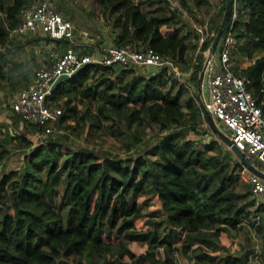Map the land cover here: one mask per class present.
Segmentation results:
<instances>
[{"label":"trees","instance_id":"trees-1","mask_svg":"<svg viewBox=\"0 0 264 264\" xmlns=\"http://www.w3.org/2000/svg\"><path fill=\"white\" fill-rule=\"evenodd\" d=\"M221 1L222 17L225 0ZM26 2L6 4L0 0V46L7 44L10 30L18 23L19 9ZM158 2H162L161 8L147 13L138 0H93V11L111 25L110 44L151 47L168 55L182 71L188 68V42L175 32L165 33L163 28L174 22V11H162L168 8V0ZM232 3L223 32L232 23ZM238 4L235 37L250 39L262 55L235 72L246 78L247 89L261 103L264 0H238ZM242 8L249 11L247 19L242 17ZM218 27L215 14L210 29L217 31ZM212 37L204 41V49ZM202 56L200 53L198 60ZM199 66L200 61L191 66L189 81L195 85ZM99 69L102 73L88 81L90 71ZM145 70L117 63H88L75 77L53 88L51 102L66 94L57 130L72 127L63 122L76 114L90 129L101 128L110 120L116 124V132L129 134L132 145L124 156L83 143L67 145L64 154L60 139L51 138L55 131L45 142L28 143L29 153H24L20 165L0 174V264H179V254L188 257V264H249L245 252L231 251L219 238L221 232L237 227L250 215L264 222V204H256L254 199L251 204L242 203L233 194V174L248 177L249 171L237 157L209 152L225 145L220 139L195 140L190 132L200 134L196 122L189 125L190 116L179 95L163 89L169 81L165 70ZM106 71L109 79L104 81ZM5 73L0 56V79ZM76 83L80 85L76 87ZM261 105L264 113V103ZM12 114L27 128L40 130L39 125ZM151 123L159 127L157 140L145 141L154 149L153 156L131 147L143 142L139 131L143 133ZM132 126L139 131H132ZM145 194L159 202L156 213L142 209L138 197ZM55 195H59L58 207ZM139 218H144L145 229L135 225ZM135 240L147 242L144 251L137 253L131 248ZM219 258L221 263H217Z\"/></svg>","mask_w":264,"mask_h":264},{"label":"rangeland","instance_id":"rangeland-1","mask_svg":"<svg viewBox=\"0 0 264 264\" xmlns=\"http://www.w3.org/2000/svg\"><path fill=\"white\" fill-rule=\"evenodd\" d=\"M4 1L6 4L13 3V0ZM32 1L34 0H27L26 3L29 4ZM53 1L58 5L63 16L72 20L75 24L76 36L79 41H82V38L79 37V35L83 32L88 39V45H93L90 48L96 47L97 50H99V47H105L112 43V27L102 16L93 11V0ZM148 2V0H142L141 3ZM168 2V8H164L162 11L168 12V9L174 11V22L171 26V28H173L172 32L174 31L177 35L183 37L188 42L189 50L187 55L189 62L186 66L188 68H183L182 71L180 70V78H178V76L169 78V81L163 89L164 91L178 94L183 110L188 117L190 116L188 119V123H190L189 125L196 122L200 134H192L193 132H190V135H192V137L198 142H207V140H213L218 137L212 132L211 128H209V124L196 97L195 88L197 89V87H195V81H189V77L193 70L191 66H194L198 61L201 62V59L207 50L203 48L204 41L209 39V37L216 32L215 30L210 29L212 17L215 14L218 17V24H220L222 17L220 16L219 10L223 4L221 0H168ZM154 4L156 5L155 8L159 9L161 8L162 2ZM144 6L146 5L144 4ZM240 8L241 6L239 5V9ZM148 11V13H150L151 11H154V8L150 10L148 7ZM241 13L243 19L248 18V9L242 8ZM41 41L42 37L38 35L31 37L27 35L12 36L9 37L5 46H0V56L6 69L5 77L0 79V174L3 173V171H8L11 168L19 166L24 153H29L27 147L28 143H36V131L33 128H27L21 119L12 114L10 103L17 92L32 81L36 69L46 63V49L39 47ZM36 49L40 50V55L35 54ZM256 49L257 48L252 45L251 40H248L247 38H244L241 42L235 43L231 54V61L234 70L237 71L240 68V64L245 61L246 57H248V54L253 53ZM200 53H203V56L198 60L197 56ZM140 69L143 70V68ZM145 71H147V69ZM101 73V69L98 71H90L88 81L95 79ZM105 73L104 81H107V79H109V74L107 71ZM71 77H75V74ZM113 77L114 75H111V78ZM75 85L78 87L80 84L76 83ZM202 98L205 99L204 94ZM65 99L66 94H64L62 98H59V101L55 103L62 108L61 104ZM81 111L82 106L78 104L77 113H80ZM76 116L77 114L75 116H68L67 121L63 122V125L70 123L72 127L65 129L62 126V128L58 130L55 127V132L51 136V138L57 137L60 139V142L63 144L61 150L64 154L67 153V145L76 147L77 144L79 145L82 143L89 145L91 148L101 150L102 152H112L123 156L129 153L127 147L132 143L129 134L127 132H116L115 130L117 129V126L115 123L108 120L105 121L101 128L90 129L86 123L79 121ZM193 117H195V119H192ZM143 129L144 132L142 133L138 130L137 126H132L131 130H138L143 141L139 145L134 144L131 146L132 150L140 147V150H144L148 152L150 156H153L154 149L147 146L145 141L148 140L154 143L159 134V127L156 123H151L146 124ZM185 134L186 131L182 132L180 135L181 140L184 139ZM225 145H219L209 152L214 153L218 151L222 155L230 157V159H236V155L232 149ZM233 176L235 177L233 194L235 196L237 195L242 203H253L254 198L251 196L248 177L244 174L237 175L236 173L233 174ZM148 196L150 195H141L138 197V201L141 203L142 209L156 213L158 202L154 196L149 199L147 198ZM59 200V195H55V207H58ZM141 220L142 222L140 220L135 221V225L140 229H145L143 219ZM102 236L108 240H115L113 237H106L104 234H102ZM130 246L135 252L140 253L145 250L147 242L135 240L131 242ZM253 261L255 263L253 262L252 264H264V257L257 255L256 257H253ZM217 263H219V259L217 260Z\"/></svg>","mask_w":264,"mask_h":264},{"label":"built area","instance_id":"built-area-1","mask_svg":"<svg viewBox=\"0 0 264 264\" xmlns=\"http://www.w3.org/2000/svg\"><path fill=\"white\" fill-rule=\"evenodd\" d=\"M232 8V23L223 32L204 71L203 78L208 91L206 106L217 125L221 126L220 129L252 164L264 171L263 102L256 100L247 89L246 78L237 74L232 65L234 44L242 41L235 37L233 31V21L239 12L238 0H233ZM24 35L42 36L39 47L46 49L47 61L36 69L32 81L17 92L10 106L12 112L40 126V130L36 132V142L48 139L55 131L58 117L62 113L61 106L49 100V95L56 86L55 81L61 75L71 77L88 63H117L146 68L147 73L164 69L168 78L181 76L180 69L168 55H162L151 47L136 49L130 43L109 44L99 47L100 56L82 52L81 47L90 48L93 45H88L83 32L79 35L82 41L77 39L75 24L63 16L53 0H34L19 9L18 23L10 30L9 37ZM50 40L64 41L66 44L62 48L52 44ZM39 51L36 49L35 54L39 55ZM248 179L251 196L256 204H264V178L249 171ZM257 255H249V264L254 262L253 257Z\"/></svg>","mask_w":264,"mask_h":264},{"label":"crops","instance_id":"crops-1","mask_svg":"<svg viewBox=\"0 0 264 264\" xmlns=\"http://www.w3.org/2000/svg\"><path fill=\"white\" fill-rule=\"evenodd\" d=\"M138 1L142 2V0H138ZM148 1H149L148 3H140L142 9L147 13L149 12L148 7L150 8V10H152L153 8L154 10H156L155 8L156 5L154 3H157L158 0H148ZM144 4L147 7L144 6ZM163 30H165V33L167 34H171L174 32V31L172 32L173 28H171V25L169 27H164ZM38 36L42 37L41 35H38ZM50 42H52V44L54 45H60V47L62 48L66 44V42L64 41L62 42V41L50 40ZM87 47H84V48L81 47V51L89 52V53H96V54H99L100 56V53L98 52L96 47H92L93 49L89 47L87 48ZM39 55H40V52H39ZM261 55H262V51L259 49H256L253 53L248 54V57H246L245 61L240 64V68L246 67L247 65L252 63L257 57H260ZM157 206L159 207V202ZM141 219L144 220V218H139L137 220H140L142 222ZM219 238H220L221 244L224 247L229 248L231 251L245 252L248 255V257L249 255L254 254V253H257L258 255L264 257V222L260 219L259 216L255 217L253 215H250L249 217L243 219L240 225H238L237 227H233L229 229V231L221 232ZM177 244L178 245L181 244V239L177 240ZM193 246H196V244H194ZM216 252L215 254H218L220 250ZM178 260H179V264H188L189 262L188 257L183 254L178 255ZM219 263H221L220 258H219Z\"/></svg>","mask_w":264,"mask_h":264},{"label":"water","instance_id":"water-1","mask_svg":"<svg viewBox=\"0 0 264 264\" xmlns=\"http://www.w3.org/2000/svg\"><path fill=\"white\" fill-rule=\"evenodd\" d=\"M230 3L231 0H225V6L222 14V18L219 24V27L217 31L213 34L212 40L205 51V54L203 58L201 59L200 66H199V71L197 74V83H196V97L199 101L200 107L202 109V112L209 124V127L211 128L212 132L221 140L223 141L228 147L232 149L240 163L242 164L243 167H245L248 171L253 172L260 177L264 178V171L257 168L254 164H252L243 154V152L232 142L231 138L223 132L220 127L217 125L215 120L213 119L212 115L210 114L207 106H206V101L208 99V91L206 88V82L204 81L203 75L204 71L206 68L207 62L210 60V58L213 56L217 44L222 36V33L224 31L225 23L228 18L229 10H230ZM70 77L68 75H61L60 77L57 78L55 81V85L59 84L62 80L64 79H69ZM205 96V99L202 98V96Z\"/></svg>","mask_w":264,"mask_h":264}]
</instances>
